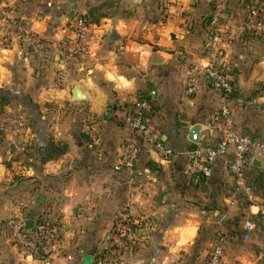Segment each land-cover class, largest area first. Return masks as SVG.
<instances>
[{"label": "crops", "instance_id": "crops-1", "mask_svg": "<svg viewBox=\"0 0 264 264\" xmlns=\"http://www.w3.org/2000/svg\"><path fill=\"white\" fill-rule=\"evenodd\" d=\"M215 1L0 0L9 15L28 20L43 37L41 44L16 39L5 47L0 28V264H38L7 236L1 223L10 216L58 218L65 229L53 264H68L71 257L76 264L91 257L92 264L103 234L126 205L146 227L144 246L131 264L162 259L204 264L218 232H226L228 240L224 264H264V220L248 241L241 222L251 213L264 219L261 195L252 192L231 205L235 180L227 171L229 155L201 184L185 172L188 160L180 153L194 147L189 134L195 124L202 125L201 142H212L207 121L220 95L205 79L189 95L175 51L204 58L206 20ZM227 2L229 20H244L246 1ZM82 14L92 19L90 54L63 63L59 42L68 21ZM222 55L238 87L231 103L239 121L244 97L264 84V39L242 37ZM63 66L66 82L58 87ZM76 85L85 100L72 99ZM142 95L153 103L147 114L151 129L178 154L164 159L143 142L136 166L127 169L122 165L125 119ZM257 97L252 101L264 102V95ZM10 115L25 120L22 133L5 128ZM90 116L96 118L97 138L88 132ZM250 127L247 121L242 132ZM260 161L254 165L264 167Z\"/></svg>", "mask_w": 264, "mask_h": 264}, {"label": "built area", "instance_id": "built-area-1", "mask_svg": "<svg viewBox=\"0 0 264 264\" xmlns=\"http://www.w3.org/2000/svg\"><path fill=\"white\" fill-rule=\"evenodd\" d=\"M109 1V0H102ZM209 20L210 37L203 47L204 58L197 60L184 50L176 49V55L181 60L186 75V91L194 95L200 82L207 80L221 98V104L212 123L207 125L212 142H198L186 151L180 152L188 160L186 173L201 172L205 177L212 178L215 164L229 155L227 171L235 180V186L229 199L231 205L252 192L245 184L244 176L248 163L252 159H264V141H254L246 133L238 130L233 111L230 107L234 86L230 75L221 69L223 50L239 37L245 34L264 36V15L260 7H252L245 19L240 23L226 20L228 11L227 0H217ZM0 28L2 29L1 43L5 47L13 45L16 39H23L28 43L41 44L43 37L35 31L31 23L23 18L9 15L0 2ZM94 38V29L88 15L82 14L71 18L67 23L65 36L59 42L63 63L81 59L90 54V43ZM66 82L64 66L60 69L56 85L63 87ZM153 110L152 102L145 98H138L132 105L126 119L127 133L124 137V153L122 165L127 169L136 166L143 142L164 159L174 158L178 152L170 147L162 135L153 131L148 123L147 114ZM5 128L15 133H22L26 122L22 117L7 116ZM88 132L92 138L96 137V118L89 117ZM259 213L264 215V205H260ZM25 220L22 217L10 216L5 222V231L10 241L20 252L37 261L38 264H53L55 253L64 233V224L42 219H35L31 231L25 230ZM143 226L132 212L131 206H124L117 213L110 227L99 241L98 252L94 257V264H131L134 256L144 246L146 235L141 231ZM245 241L252 237L258 224L254 213H251L242 223ZM226 247L223 239L212 243L204 264H224ZM70 264H76L71 257ZM159 264H171L162 259ZM232 264H241L234 261Z\"/></svg>", "mask_w": 264, "mask_h": 264}, {"label": "trees", "instance_id": "trees-1", "mask_svg": "<svg viewBox=\"0 0 264 264\" xmlns=\"http://www.w3.org/2000/svg\"><path fill=\"white\" fill-rule=\"evenodd\" d=\"M246 1V4L248 5V8L249 10L252 8V7H260L261 10H262V13L264 15V0H245ZM214 2L212 4V8L210 10V13L207 17V20H206V23H207V39H209V30H208V24H209V20H210V17H211V13H212V10L214 8ZM78 16V15H76ZM75 17V16H74ZM73 18V17H72ZM88 19L90 22H92V19L90 16H88ZM230 18L227 17L226 20H229ZM244 36H248V37H253V38H258V39H264V36H256V35H250V34H246ZM221 69L224 73H226L227 75H230V73L226 70V68H224V66L221 64ZM231 80V83L233 84L234 86V93L233 95L231 96V99L233 100L234 98H236L238 96V87L236 85V82L234 81V79H230ZM139 98H145V99H148L151 101V96L150 95H142V96H139ZM152 102V101H151ZM153 105V103H152ZM2 109V103L0 102V111ZM1 130V129H0ZM242 132V131H241ZM243 133H246V134H249L254 141H264V138H256L254 136V133L252 134V132L249 130V132H243ZM257 134V133H255ZM262 137H264V135H262ZM196 145V143H194V146ZM191 176H194L196 177L198 180H199V183L201 184H205L206 182L210 181L211 179L210 178H207L205 177L201 172H193L191 174ZM244 181H245V184L251 189V192H261V197L264 199V167H259V166H256L254 165V159L250 160L249 163H248V166L246 168V171H245V176H244ZM264 204V203H263ZM222 217V216H221ZM248 217V215L245 214V216L243 217L242 219V223L243 221ZM36 219H42V220H45V221H49V222H55V223H59L61 222L60 220H58V218H55V217H49L47 215H39ZM263 222L259 221V224H261ZM146 227L143 225L141 227V231L144 232V234L146 235ZM244 230V229H243ZM243 234H244V231H243ZM218 239H223V243L227 249V236H226V232H218L214 235L213 237V241H216ZM97 252H98V248L97 250L94 252V257L97 255ZM94 264V260H93V263Z\"/></svg>", "mask_w": 264, "mask_h": 264}, {"label": "rangeland", "instance_id": "rangeland-1", "mask_svg": "<svg viewBox=\"0 0 264 264\" xmlns=\"http://www.w3.org/2000/svg\"><path fill=\"white\" fill-rule=\"evenodd\" d=\"M240 22L241 21L236 22V23H240ZM209 25L210 24H208V30L210 32ZM209 37H210V35H209ZM242 37H245V36L242 35L238 39H240ZM208 40L205 41V43H204L203 46L206 45V43H207ZM214 91L217 93V91L215 89H214ZM259 95H264V84H263V82L261 84H259L258 86H256L254 88V90H251L249 92V94L244 97V101H245L244 106H246V108L245 109H238L239 110V112H238V119H239V121H237V118H235L234 110H233L232 103H231L232 99L230 100V107H231V109L233 111V114H234L236 126L239 127V128L237 127L238 130L244 131L243 128H242V126L243 127L246 126L247 125V121H250L251 122V127L250 128L253 129V130H250L252 132V134L254 133V136L256 138H264V137H262V135H264V102H259L260 100H257L255 102L252 101L253 100L252 98H258L257 96H259ZM261 101H264V98ZM220 104H221V101H220ZM220 104H219V106H220ZM239 104H240L239 105V107H240V106H242L243 102H240ZM219 106H217V108L215 110L213 108V111L211 112V117L208 118V121H207L209 124L212 123L213 119L216 117V114H217V111L219 109ZM238 122H239V124L237 125ZM88 124L89 123H87V126H88ZM255 133H257V134H255ZM12 134H17V133L12 132ZM257 193L258 194H261V192H258V191H257ZM260 220H264V219L263 218L262 219L256 218L257 224L259 223ZM4 221L5 220H3V222L1 223V225L4 223ZM61 243H62V241H60L59 244H61ZM263 256H264V253H263ZM90 262H91V257H87L86 264H89ZM240 263L242 264V262H240ZM68 264H70V263L68 262Z\"/></svg>", "mask_w": 264, "mask_h": 264}, {"label": "water", "instance_id": "water-1", "mask_svg": "<svg viewBox=\"0 0 264 264\" xmlns=\"http://www.w3.org/2000/svg\"><path fill=\"white\" fill-rule=\"evenodd\" d=\"M230 79H233V77L230 75ZM87 98L86 93L82 89L80 85H76L73 88V97L72 99L75 101L79 100H85ZM201 133H202V125L201 124H195L190 131L189 139L193 143H198L201 140ZM254 163L261 166L260 159H255ZM35 220L32 219H26L25 220V230L31 231L34 227Z\"/></svg>", "mask_w": 264, "mask_h": 264}]
</instances>
